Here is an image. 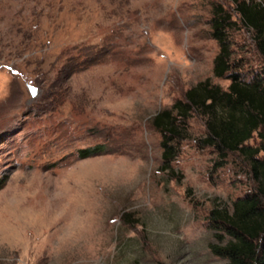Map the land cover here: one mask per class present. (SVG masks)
I'll list each match as a JSON object with an SVG mask.
<instances>
[{
    "label": "rangeland",
    "instance_id": "374dc122",
    "mask_svg": "<svg viewBox=\"0 0 264 264\" xmlns=\"http://www.w3.org/2000/svg\"><path fill=\"white\" fill-rule=\"evenodd\" d=\"M214 5L232 69L264 77L233 0H0V264L227 263L210 210L252 190L247 164L217 165L193 112L162 166L150 124L198 81L228 85Z\"/></svg>",
    "mask_w": 264,
    "mask_h": 264
},
{
    "label": "trees",
    "instance_id": "16d2710c",
    "mask_svg": "<svg viewBox=\"0 0 264 264\" xmlns=\"http://www.w3.org/2000/svg\"><path fill=\"white\" fill-rule=\"evenodd\" d=\"M242 27L249 29L257 52L264 59V2L233 0ZM235 21L220 5L212 7L210 35L218 45L212 59V75L229 80L225 89L211 84L209 78L187 88L182 98L170 107L156 111L150 124L160 132L161 158L166 166L174 155L172 140L184 137L190 113L203 119L205 135L201 146L212 147L220 165L227 153L247 164L253 183L250 192L232 201L230 210L213 208L210 220L228 236L222 247H213L226 264H264V77L253 75L245 80L232 69L227 31ZM256 139V143L249 141ZM101 145L80 151L81 155L102 150Z\"/></svg>",
    "mask_w": 264,
    "mask_h": 264
},
{
    "label": "water",
    "instance_id": "95a60500",
    "mask_svg": "<svg viewBox=\"0 0 264 264\" xmlns=\"http://www.w3.org/2000/svg\"><path fill=\"white\" fill-rule=\"evenodd\" d=\"M28 90L30 91L31 95L35 93V89L31 87L30 85H27Z\"/></svg>",
    "mask_w": 264,
    "mask_h": 264
}]
</instances>
